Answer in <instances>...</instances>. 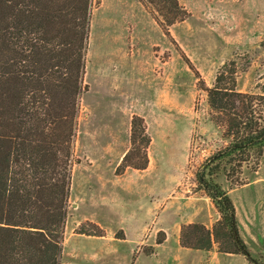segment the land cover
<instances>
[{"label": "rangeland", "instance_id": "374dc122", "mask_svg": "<svg viewBox=\"0 0 264 264\" xmlns=\"http://www.w3.org/2000/svg\"><path fill=\"white\" fill-rule=\"evenodd\" d=\"M179 2L189 16L166 35L152 5L93 0L61 264H181L186 257L179 251L174 259L145 252L154 253L163 228L173 238L187 220L212 228L220 216L197 189L200 165L226 142L200 79L212 85L223 63L235 59L238 88L263 93L264 0ZM134 114L144 117L151 136L149 164L117 174ZM254 160L237 182L223 173L217 180L234 201L252 256L264 264V150ZM102 179L118 181L112 212L98 199ZM86 221L103 227L107 237L78 233ZM194 250L191 264H251L243 254L220 252L217 243Z\"/></svg>", "mask_w": 264, "mask_h": 264}, {"label": "trees", "instance_id": "16d2710c", "mask_svg": "<svg viewBox=\"0 0 264 264\" xmlns=\"http://www.w3.org/2000/svg\"><path fill=\"white\" fill-rule=\"evenodd\" d=\"M140 1L152 5L166 35L189 16L179 0ZM92 5L93 0H0V264H61ZM238 71L231 59L212 85L200 79L211 120L223 127L226 142L200 165L197 189L220 216L212 228L182 224L180 245L209 250L217 243L220 252L261 264L240 234L230 193L217 180L223 173L237 182L244 165L258 161L264 150V91L240 90ZM129 139L117 174L149 164L151 136L141 115L132 116ZM77 232L106 235L92 221ZM161 234L156 243L165 239Z\"/></svg>", "mask_w": 264, "mask_h": 264}, {"label": "crops", "instance_id": "0c3cea01", "mask_svg": "<svg viewBox=\"0 0 264 264\" xmlns=\"http://www.w3.org/2000/svg\"><path fill=\"white\" fill-rule=\"evenodd\" d=\"M100 181H99L100 185L98 183V185L100 186V188H98V199H99V201L103 202V204L106 203L105 205H102V206L106 207L108 212H112L114 210V206H113L114 197L113 196L118 195V193H117L118 181L117 180L114 181L113 179H109V180L102 179ZM72 189H73V180H71L70 199H71ZM165 208H166V206L164 207V209ZM162 211H161V214H162ZM197 212H199V211H196L195 213L197 214ZM196 221H202V219H196ZM191 222H195V221L187 220L186 222H183V223H191ZM205 225L207 227H209L207 224H205ZM180 229H181V224L179 225V227L177 229H175V231H174L175 234L172 238V233L167 228H163L162 231L166 235L165 239L161 243H155L154 244V253H152V255H147V256H154L155 258H158L159 256L162 257V255L166 254V255H171L172 258L174 259L175 253H177V251H179L180 254H183V256L186 257L185 260L181 261V264H191L193 259L196 258V252H198V250L185 248V247H182L180 245ZM99 237H107V235L106 236H98V238ZM126 239H127V233H126ZM172 250L174 253L172 252ZM140 256H142V254H140L138 256V259L140 258Z\"/></svg>", "mask_w": 264, "mask_h": 264}]
</instances>
